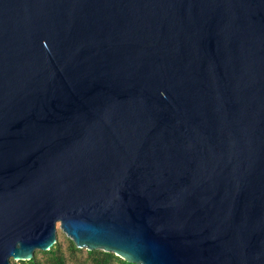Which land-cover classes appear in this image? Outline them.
I'll use <instances>...</instances> for the list:
<instances>
[{
	"label": "water",
	"instance_id": "water-1",
	"mask_svg": "<svg viewBox=\"0 0 264 264\" xmlns=\"http://www.w3.org/2000/svg\"><path fill=\"white\" fill-rule=\"evenodd\" d=\"M264 264V0H0V264Z\"/></svg>",
	"mask_w": 264,
	"mask_h": 264
},
{
	"label": "trees",
	"instance_id": "trees-1",
	"mask_svg": "<svg viewBox=\"0 0 264 264\" xmlns=\"http://www.w3.org/2000/svg\"><path fill=\"white\" fill-rule=\"evenodd\" d=\"M62 239V240H61ZM10 264H129L102 252L76 250L61 234L46 252L35 251L30 261Z\"/></svg>",
	"mask_w": 264,
	"mask_h": 264
},
{
	"label": "rangeland",
	"instance_id": "rangeland-1",
	"mask_svg": "<svg viewBox=\"0 0 264 264\" xmlns=\"http://www.w3.org/2000/svg\"><path fill=\"white\" fill-rule=\"evenodd\" d=\"M59 234H61L63 237H64V235L61 233V231L60 230H57V233H56V239L58 238V235ZM65 238V237H64ZM62 240V239H61Z\"/></svg>",
	"mask_w": 264,
	"mask_h": 264
}]
</instances>
